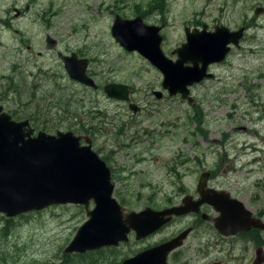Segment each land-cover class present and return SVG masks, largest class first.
Returning a JSON list of instances; mask_svg holds the SVG:
<instances>
[{
  "label": "rangeland",
  "instance_id": "1",
  "mask_svg": "<svg viewBox=\"0 0 264 264\" xmlns=\"http://www.w3.org/2000/svg\"><path fill=\"white\" fill-rule=\"evenodd\" d=\"M12 1L7 0V9ZM38 3L42 4V11L52 13L49 18L56 28L51 34L63 41L60 49L67 45L70 50L80 52L81 58L89 61L88 73L98 86L97 91L79 84L72 86L71 121L65 120L57 130L91 140L92 150L111 170L113 197L126 212H138L145 207L160 210L178 203L182 192H194L199 175L205 171L214 173L211 175L221 188H238L252 200L263 198L264 18L255 16L254 10L264 8V0H38ZM3 10L4 1L0 0V12ZM116 15L124 19L141 16L145 24L160 26V48L172 60L176 56L171 52L185 42L184 27L206 25L212 31L216 26H224L231 31L240 28L246 31L239 48H232L223 62L208 68L213 77L190 87L194 101L189 104L178 95L169 96L161 89L160 72L139 54L127 52L115 42L111 25ZM44 17L47 18V13ZM19 26H23L21 21ZM44 34L45 30L33 42ZM22 36L13 31L0 34L2 45H7L6 49H0V73H6V65L8 68L18 63L9 55L11 50L19 49ZM6 54L7 62L3 59ZM8 80L15 86L21 84L20 71L7 78V85ZM108 82L133 88L131 100L143 107L137 117L131 116L126 105L104 95L102 88ZM65 83L66 80L61 82L60 87ZM152 90L161 91L163 98L158 101L152 97ZM60 92L62 95L63 91ZM19 95H10L12 103H7V111L18 114L17 119L37 115L43 121L45 115L42 117L35 106H27ZM63 115L60 112L59 121ZM130 117L137 125H127ZM121 131L124 134L120 137ZM117 168L123 171L116 172ZM92 207L90 204L89 208ZM252 209L264 210V201L254 202ZM23 215L6 223L8 218L0 214V259L4 260L1 264H120L146 246L159 243L164 235L183 224L174 222L144 242H137L130 235L128 243L88 258L86 253H64L76 230L88 219L84 207L58 205ZM4 234L6 237L2 238Z\"/></svg>",
  "mask_w": 264,
  "mask_h": 264
},
{
  "label": "water",
  "instance_id": "2",
  "mask_svg": "<svg viewBox=\"0 0 264 264\" xmlns=\"http://www.w3.org/2000/svg\"><path fill=\"white\" fill-rule=\"evenodd\" d=\"M254 13L264 15V8L257 7ZM207 29L206 25L200 30L186 27L185 42L171 52L175 60L167 58L160 48L161 28L145 25L141 17L129 20L116 15L111 36L125 51L139 54L160 72L161 88L169 96L179 95L192 104L189 88L213 77L208 68L224 61L231 47H239L245 30L231 31L224 26ZM60 58L71 80L97 90L94 79L87 73V59H79L75 54ZM102 91L109 99L129 103V87L125 84L109 83ZM154 94L157 98L161 96L159 91ZM128 107L134 114L139 111L136 104L129 103ZM33 134L27 121L16 123L8 115H0V214L15 218L51 206L84 207L88 219L64 249L66 254L117 247L128 243L131 234L135 241H141L158 232L173 217L197 210L192 198L186 196L179 206L126 212L113 197L111 170L92 150L89 138L75 136L70 131ZM207 176L203 173L198 179L201 196ZM206 193L209 198L210 192ZM90 204H93L91 209ZM243 211L250 216L248 211ZM187 234L184 231L167 243L143 249L121 264H166L167 253L178 248Z\"/></svg>",
  "mask_w": 264,
  "mask_h": 264
},
{
  "label": "flooded vegetation",
  "instance_id": "3",
  "mask_svg": "<svg viewBox=\"0 0 264 264\" xmlns=\"http://www.w3.org/2000/svg\"><path fill=\"white\" fill-rule=\"evenodd\" d=\"M3 1L4 10L0 12V34H7V31H13L23 36L19 39V49L11 50L9 55V57H15L18 63H12L8 68L6 65V73H0V115L6 114L10 117L11 121L16 123L27 121L29 127L34 130L33 136H36L40 131L47 132L48 134L53 133L52 131L57 132L58 124H64L65 120L71 121L70 101L74 103V93L71 89L72 86L77 84L68 77L60 56L70 57L72 54H75L79 59L86 58H81L80 52L70 50L67 45L62 50L60 49L63 41L58 36L51 34V31L56 28L49 18L52 13L42 11V4L38 3V0H14L8 9L7 0ZM45 13H47V18L44 17ZM136 17L141 16H135L134 18ZM134 18L129 20H133ZM19 21H21L22 27H18ZM44 30V36L34 43L33 40L35 38L38 39V34ZM161 30L159 32L160 36H162ZM3 45L0 40V49L7 48V45ZM1 59L0 55V61ZM3 59L7 62V54ZM7 69H9L10 74H7ZM16 71H20L21 84L15 86L11 80H8L9 84L7 85V78L11 79ZM0 72H2L1 69ZM90 77L94 79V77ZM64 80H66L65 86L61 88L60 83ZM127 86L129 87V103L136 104L131 100L133 88L130 85ZM82 87L90 89L86 86ZM1 88L3 89L1 90ZM20 90L21 94L19 95ZM60 91H63L62 95ZM154 92L158 91L152 90V97H155L158 101L163 98L161 91H159L161 93L159 98L155 96ZM10 95H13V97L19 95L27 106L38 108L41 116L45 115L43 121H41L42 119L40 120L36 113V116H22L24 119H17L15 116L18 114L14 115V113L8 112L7 103H12ZM121 103V105H126L128 111H130L128 107L129 103ZM138 108L139 111L135 114L130 111L131 116L137 117L142 112L143 107L138 106ZM60 112L65 114L62 121L58 120ZM50 114H52V117L48 116ZM127 121V125L131 126L134 123L137 125V121L131 117ZM66 124L68 123L66 122ZM89 130L92 136V128ZM144 132L146 135L149 134L147 131ZM135 133L139 134L138 131ZM123 134L124 131H121L119 136L121 137ZM138 140L139 138L136 137L135 141ZM81 144L83 143L81 142ZM115 171H123V169L117 168ZM203 173L208 174L206 185L203 188V196L199 193L196 184L194 192L189 193L184 191L178 203L170 204L168 207L160 209L164 210L173 206H179L184 197L190 196L197 210L180 217H173L169 224L141 241L144 242L148 238L158 235L162 229L163 231L168 229L171 226L170 224L174 222H183L181 228L164 235L163 240L159 243L156 242L153 245L146 246V248L160 243H167L180 233L188 231L187 236L182 240V244L167 253L166 264H264V210L256 209L254 211L252 209L254 202L259 204L264 201V196L263 198L259 197L252 200L250 197H247L245 192H242L238 188H221L217 186L214 181L215 177L211 175L214 173L205 171L201 174ZM180 191H183V189H180ZM206 192H210L209 198H207ZM234 200L240 203L241 206L234 202L232 203ZM217 207L221 208L222 212ZM244 209L249 212L250 216L245 214ZM119 246L108 248V250L118 248ZM138 252L140 251H137L128 258L134 257Z\"/></svg>",
  "mask_w": 264,
  "mask_h": 264
},
{
  "label": "trees",
  "instance_id": "4",
  "mask_svg": "<svg viewBox=\"0 0 264 264\" xmlns=\"http://www.w3.org/2000/svg\"><path fill=\"white\" fill-rule=\"evenodd\" d=\"M164 6V5H163ZM67 102H69V100H67ZM73 105V103L70 101V107ZM62 124H58V127L61 126ZM52 132H56V131H52ZM21 216H24V215H21ZM11 219L13 218H8L5 219L6 223L8 222H11ZM7 227V225H6ZM1 233V232H0ZM7 234V232H6ZM6 234H4V236H1L2 238L6 237ZM8 235V234H7ZM105 250H108V248H103V249H100L98 251H95V252H86V256H88V258H91L94 254H102ZM108 251H112V250H108ZM1 255H4V254H1ZM5 256V255H4ZM1 258V257H0ZM4 260L3 259H0V264L3 262Z\"/></svg>",
  "mask_w": 264,
  "mask_h": 264
}]
</instances>
